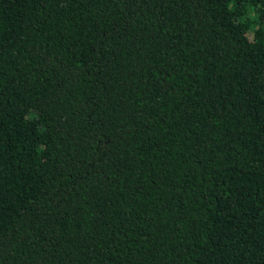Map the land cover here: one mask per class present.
I'll list each match as a JSON object with an SVG mask.
<instances>
[{
  "label": "trees",
  "instance_id": "16d2710c",
  "mask_svg": "<svg viewBox=\"0 0 264 264\" xmlns=\"http://www.w3.org/2000/svg\"><path fill=\"white\" fill-rule=\"evenodd\" d=\"M0 264H264V0H0Z\"/></svg>",
  "mask_w": 264,
  "mask_h": 264
}]
</instances>
